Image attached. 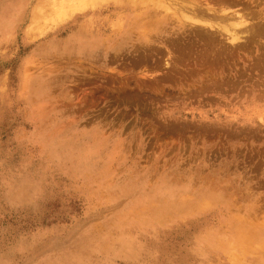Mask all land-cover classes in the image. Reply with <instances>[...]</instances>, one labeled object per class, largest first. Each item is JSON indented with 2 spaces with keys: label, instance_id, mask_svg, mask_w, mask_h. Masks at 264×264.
<instances>
[{
  "label": "rangeland",
  "instance_id": "obj_1",
  "mask_svg": "<svg viewBox=\"0 0 264 264\" xmlns=\"http://www.w3.org/2000/svg\"><path fill=\"white\" fill-rule=\"evenodd\" d=\"M56 1L0 0V264H264V0Z\"/></svg>",
  "mask_w": 264,
  "mask_h": 264
},
{
  "label": "bare ground",
  "instance_id": "obj_2",
  "mask_svg": "<svg viewBox=\"0 0 264 264\" xmlns=\"http://www.w3.org/2000/svg\"><path fill=\"white\" fill-rule=\"evenodd\" d=\"M56 1V0H55ZM75 1H77V3L80 5V6H84V5H86L87 4V2H90V1H92V0H71V2H63L62 0H57L56 2H55V4L57 5V12H63L64 10H67L68 8H71V9H73V8H75L76 6H78L77 4H75L76 2ZM73 3V4H72ZM207 23V22H206ZM200 27V26H199ZM211 27V26H210ZM200 33V32H199ZM203 33V32H202ZM213 33V32H212ZM206 34H207V32H206ZM234 34H235V32H234ZM233 34V37H232V35H231V39H230V41H232V39L234 40V39H236V35H234ZM237 34V33H236ZM212 35V34H211ZM209 37H210V39H211V36L209 35L208 37H207V39H209ZM215 38V37H214ZM228 39V38H227ZM214 40H216V39H214ZM208 42V41H207Z\"/></svg>",
  "mask_w": 264,
  "mask_h": 264
}]
</instances>
